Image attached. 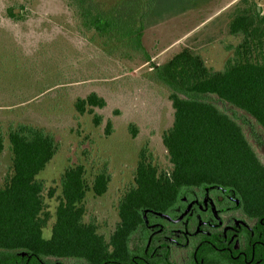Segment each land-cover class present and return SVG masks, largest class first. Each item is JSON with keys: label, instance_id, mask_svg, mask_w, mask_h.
<instances>
[{"label": "trees", "instance_id": "1", "mask_svg": "<svg viewBox=\"0 0 264 264\" xmlns=\"http://www.w3.org/2000/svg\"><path fill=\"white\" fill-rule=\"evenodd\" d=\"M66 3L84 30L107 40L114 35V40L127 41L144 53L141 36L147 7L143 0ZM15 7L6 11L11 20L23 17ZM228 34L237 42L226 44L231 54L222 69H213L189 47L153 67L173 108L172 123L161 135L168 166H160L146 148L140 151L133 181L117 199L118 221L108 235L98 231L94 218H85V204L87 192L100 196L106 191L109 174L101 169L88 179L83 165L68 166L60 176L51 212L44 180L38 174L57 151L54 135L32 123L0 126V155L7 140L11 160L2 181L0 177V264H52L54 260L120 264L140 250L139 246L133 248L132 236L144 223L143 211L183 206L193 190L206 187L231 191L251 231L243 228L234 236L232 230H226L224 251L212 245L205 248L202 241L195 254L199 264H264V163L235 113L242 111L264 132V12L255 0H236ZM144 60H150L147 54ZM104 105L105 100L95 92L74 102L80 113ZM99 121L100 116L94 115V122ZM48 194L53 195V188ZM146 242L143 237L145 247Z\"/></svg>", "mask_w": 264, "mask_h": 264}, {"label": "rangeland", "instance_id": "2", "mask_svg": "<svg viewBox=\"0 0 264 264\" xmlns=\"http://www.w3.org/2000/svg\"><path fill=\"white\" fill-rule=\"evenodd\" d=\"M235 2L143 0L147 7L143 53L127 41L114 40V35L107 40L81 28L66 0H0V126L26 122L54 135L57 151L38 174L51 212L60 176L68 166L83 165L88 179L104 169L109 174L107 189L100 196L87 192L85 218H94L98 231L109 234L118 220V195L132 183L140 151L146 148L160 166H168L161 135L172 123L173 108L153 67L189 47L213 69H222L231 54L226 44L237 42L228 34ZM13 5L23 16L18 20L6 15ZM90 92L101 96L105 105L78 112L75 100ZM235 113L264 163V132L242 111ZM94 115L100 116L99 123ZM7 146L5 140L1 181L11 161ZM49 188H53L51 197Z\"/></svg>", "mask_w": 264, "mask_h": 264}, {"label": "flooded vegetation", "instance_id": "3", "mask_svg": "<svg viewBox=\"0 0 264 264\" xmlns=\"http://www.w3.org/2000/svg\"><path fill=\"white\" fill-rule=\"evenodd\" d=\"M193 191L183 206L175 205L161 212L143 211L144 223L132 236L133 248L139 246L140 250L136 249L137 252L120 264H199L195 254L202 241L205 248L212 245L224 251L227 248L226 230H232L234 236L243 228L251 231L249 221L240 215L239 202L231 191L218 187ZM254 244L255 241L252 249ZM52 264L63 263L54 260Z\"/></svg>", "mask_w": 264, "mask_h": 264}, {"label": "built area", "instance_id": "4", "mask_svg": "<svg viewBox=\"0 0 264 264\" xmlns=\"http://www.w3.org/2000/svg\"><path fill=\"white\" fill-rule=\"evenodd\" d=\"M258 7H264V0H255Z\"/></svg>", "mask_w": 264, "mask_h": 264}]
</instances>
